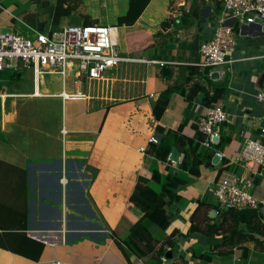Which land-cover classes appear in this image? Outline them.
I'll return each instance as SVG.
<instances>
[{"label":"crops","instance_id":"crops-1","mask_svg":"<svg viewBox=\"0 0 264 264\" xmlns=\"http://www.w3.org/2000/svg\"><path fill=\"white\" fill-rule=\"evenodd\" d=\"M188 1L150 0L134 23L117 25L128 0H0V33L34 40L67 26L109 25L119 53L132 58L101 79L105 96L88 95L91 81L78 83L73 72L63 77L28 68L22 79L24 67L0 71V264H264V246L239 236L244 225L229 237L233 221L222 220L213 195L224 173L253 177L249 191L261 194L258 178L235 158L245 140L264 137V105L255 97L263 79L260 73L235 75L233 64L264 54L234 56L222 70L198 67L200 46L214 30L205 20L210 0L193 1L194 11L186 9ZM234 31L243 42L264 37L263 26L236 25ZM217 87L220 94L213 99ZM79 91L83 96L70 97ZM214 102L228 118L216 126L218 143L209 147L199 124ZM154 104L165 106L159 119ZM152 136L170 151L176 147L178 160L170 154L156 159ZM193 146L202 162L198 175L179 167L188 156L194 161ZM174 174L186 183L171 191L168 225L159 230L143 219L130 196L140 178L159 192ZM140 221L153 249L125 253L118 244Z\"/></svg>","mask_w":264,"mask_h":264},{"label":"built area","instance_id":"built-area-1","mask_svg":"<svg viewBox=\"0 0 264 264\" xmlns=\"http://www.w3.org/2000/svg\"><path fill=\"white\" fill-rule=\"evenodd\" d=\"M216 1L222 6L223 13L217 19L211 39L200 46L197 66L201 69L235 62L232 56L235 47L234 26L248 25L258 20L264 23V0ZM230 20L233 23L230 24ZM131 59L119 53L115 27L109 25L67 26L51 35L37 34L34 40L18 33H0V71L21 66L33 68L37 74L55 72L65 77L68 72H73L78 83L92 82L101 80L107 70L120 62ZM158 63L163 65V62ZM81 96L80 91L70 95ZM255 97L264 105V88ZM227 117L219 102L208 107L199 124V130L208 136L205 146L217 140L214 130ZM260 120L262 125L259 132L264 135V114ZM149 141L157 144L158 138L152 136ZM235 161L245 172L258 178L261 194L256 197L249 191L254 187L253 177L224 173L218 177L213 189L218 209H256L264 216V143L245 140ZM49 264L72 263L51 260Z\"/></svg>","mask_w":264,"mask_h":264},{"label":"trees","instance_id":"trees-1","mask_svg":"<svg viewBox=\"0 0 264 264\" xmlns=\"http://www.w3.org/2000/svg\"><path fill=\"white\" fill-rule=\"evenodd\" d=\"M150 0H128V8L125 14L121 15L117 19V25H131L136 21V19L140 16L145 6L148 4ZM195 0H189L186 9H190L191 11L196 10L195 6L191 7V3ZM185 8V7H184ZM221 87H217L215 90V96L212 98L215 99L220 94ZM163 97V96H162ZM164 104H154L153 105V114L155 119H159L164 111ZM196 146L190 148L189 153L194 157V161L189 159V156L186 160H182L179 164L181 169H188L191 174L198 175L199 174V165L202 163L199 158V154L196 152ZM154 151L156 155V159L161 161H165L170 152V145L167 143H159L154 146ZM201 157V154H200ZM210 154L207 155L206 163L209 164ZM202 158V157H201ZM157 171H154L153 175L156 179L155 182H160L157 179ZM186 180H184L181 175L174 174L165 178L163 182H161L160 191L156 192L151 187H149L146 183V180L140 178L137 182L133 193L130 196V201L137 206L143 212V219H147L152 223V225L159 229L163 230L168 225V216L166 207L172 204L170 195L171 191L176 188L178 185L184 184ZM174 199H177L176 194L173 196ZM217 208V205H216ZM222 212V220L229 217L230 220L233 221V228L230 231L229 237L231 238L232 231H236L239 223L244 225V230H238L239 236H243L245 240H252L258 244H261L258 237L255 234L259 235L263 238L264 235V226L261 224V220L263 217L260 212L256 209H243V210H235V209H226L220 210ZM220 226L214 227V232ZM152 237L148 228L140 222L134 224L130 230L128 236L124 239V244L128 248L129 251L136 255H146L150 253L153 249V245L151 243ZM263 244V243H262ZM204 257L206 260L211 259L210 254H205Z\"/></svg>","mask_w":264,"mask_h":264},{"label":"rangeland","instance_id":"rangeland-1","mask_svg":"<svg viewBox=\"0 0 264 264\" xmlns=\"http://www.w3.org/2000/svg\"><path fill=\"white\" fill-rule=\"evenodd\" d=\"M215 3V5H214ZM207 6L211 8V14L209 17H206L205 20L207 23L212 24L213 27H215L216 23H217V19L220 18L222 16L223 13V8L222 6L219 4L218 1L216 0H210L207 2ZM212 27V30L214 29ZM239 38H241V36H239L238 34L234 35V39H235V52L233 53V57H240V56H252V55H260V54H264V49L262 47V43L264 42H260L261 40L264 39V37H256L255 39H253L251 42H243L241 41ZM118 48L120 49V46H118ZM122 54V53H121ZM233 64V63H231ZM228 65V63H224L222 65H218V66H214L211 68H207V70H214V69H219L222 70L224 68H226ZM262 67V69H261ZM233 68H235L237 71L234 73L235 75L238 74V72L240 71L242 73V75H244L245 77H251L252 74L255 73H260V76L263 75L264 76V58H258V59H254V60H242L240 62L234 63L233 64ZM28 68H24L21 74V78L24 79V75L25 72H27L28 70H26ZM7 70V69H6ZM112 71V69L107 70L104 75L109 74ZM1 73H7V71L3 70L1 71ZM113 73V72H112ZM45 77H47V75H45ZM263 78V77H262ZM104 81H93L90 84H88L87 86H85L86 88V93L88 95H96V94H101L102 92L104 93V96L106 95V91H105V87H104ZM264 143V137L262 136V140H260ZM259 141V142H260ZM218 208V206H217ZM222 208H224V206H222ZM264 219V216H262ZM239 225H242L241 223H239ZM245 228V227H244ZM243 228V230H244ZM261 243L264 246V235H263V239H261ZM118 246L126 253V251H129L126 247V245L124 243L118 244ZM125 256V255H124ZM127 256V255H126Z\"/></svg>","mask_w":264,"mask_h":264},{"label":"water","instance_id":"water-1","mask_svg":"<svg viewBox=\"0 0 264 264\" xmlns=\"http://www.w3.org/2000/svg\"><path fill=\"white\" fill-rule=\"evenodd\" d=\"M184 19H186L185 16L180 17V20L181 21L184 20ZM251 24L258 25V26H263V29H264V23L260 22L259 20L257 22L251 23ZM212 77H217V73L216 72H213V76ZM262 77H263L262 79H263V88H264V76L262 75ZM178 158H179V153H178L176 147H172V149L170 151V159L172 161L176 162L178 160ZM218 159H219L218 155L215 154L212 157V162L214 164H216V162L218 161ZM163 255L170 258L171 257V252H165V253H163Z\"/></svg>","mask_w":264,"mask_h":264},{"label":"clouds","instance_id":"clouds-1","mask_svg":"<svg viewBox=\"0 0 264 264\" xmlns=\"http://www.w3.org/2000/svg\"><path fill=\"white\" fill-rule=\"evenodd\" d=\"M228 118V117H227ZM218 128V127H217ZM214 131H216V129L214 130ZM204 134V133H203ZM205 136H206V138H205V140H204V142L207 140V138H208V136L205 134ZM218 136V135H217ZM156 137V136H155ZM158 138V137H157ZM213 140H215V139H213ZM150 142V141H149ZM204 142H203V145H204ZM151 143V142H150ZM160 143V140H159V138H158V143L157 144H153V143H151V144H153V145H158ZM217 143H218V138H217V140L215 141V142H213V143H211L210 145H209V147L210 146H216L217 145ZM261 143H263V142H261ZM142 151H143V149H141ZM213 153H215V154H217L218 155V153L217 152H213ZM170 154V153H169ZM214 154V155H215ZM219 157V156H218ZM169 159H170V155H169ZM219 160V159H218ZM218 209V208H217ZM219 210V209H218ZM220 211V210H219ZM261 216H263V215H261Z\"/></svg>","mask_w":264,"mask_h":264}]
</instances>
